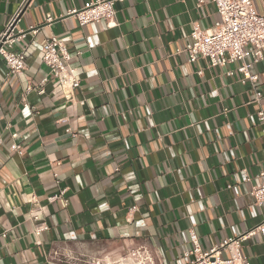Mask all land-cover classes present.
Instances as JSON below:
<instances>
[{
  "label": "crops",
  "instance_id": "obj_1",
  "mask_svg": "<svg viewBox=\"0 0 264 264\" xmlns=\"http://www.w3.org/2000/svg\"><path fill=\"white\" fill-rule=\"evenodd\" d=\"M96 1L0 0V34L19 12L11 50L26 62L9 75L0 56V264L107 262L139 248L152 264H185L190 230L207 250L263 223L245 179L264 172V60L254 89L229 75L235 64L189 61L193 26L218 21L208 0H124L113 24H77L71 12ZM250 1L264 15V0ZM51 37L79 81L70 102L41 62ZM47 78L44 95L25 94ZM60 190L66 207L47 201ZM240 253L264 264L262 237Z\"/></svg>",
  "mask_w": 264,
  "mask_h": 264
},
{
  "label": "built area",
  "instance_id": "obj_2",
  "mask_svg": "<svg viewBox=\"0 0 264 264\" xmlns=\"http://www.w3.org/2000/svg\"><path fill=\"white\" fill-rule=\"evenodd\" d=\"M124 0H100L84 5L81 10L71 12L77 24L83 27L88 23H97L101 20L109 25L113 24L115 18L114 2ZM206 0H196L198 5H204ZM212 2L216 9L217 22L211 31H202L197 26H193L186 46L185 52L190 62L201 58L207 61L208 67H224L235 64L236 67L229 75H239L240 82L249 85L254 89L258 81V75L252 73L253 66L264 60V15L257 14L250 0H208ZM19 12L9 21L4 31L0 34V56L6 63L8 74L18 75L25 71L26 62L23 53H15L11 49L18 40L20 33L16 31ZM32 30L31 33H35ZM248 49V50H247ZM71 55L57 38L51 37L42 43L41 62L48 68L49 74L69 102L72 101L75 90L79 87V81L75 76V69L70 66ZM38 86H29L25 89V94L34 91L36 95L42 96L45 93V85L49 81L41 80ZM253 102L259 104L262 95L255 92ZM27 106V105H26ZM257 120L264 124V111L259 109ZM11 139L16 140L17 135L12 133ZM1 143V140H0ZM10 151L20 154V145L13 142ZM247 174L246 170H243ZM245 182L250 186L249 195L252 204L255 206L264 205V172H260L253 177L246 175ZM65 190H60L57 195L50 196L47 201H59L62 207H66ZM32 204L37 206V202L32 198ZM32 219L37 221L38 216L32 215ZM48 230L42 222L35 229V234L39 236ZM260 235L264 241V220L254 230L229 238L207 250L201 248L200 242L193 231H189V239L192 248L184 252L185 264H250L245 260L240 248L244 242ZM5 237V232H1ZM225 255L222 256V254ZM80 264H152L151 258L143 248L135 249L126 254L125 257L102 262L100 260H90Z\"/></svg>",
  "mask_w": 264,
  "mask_h": 264
}]
</instances>
